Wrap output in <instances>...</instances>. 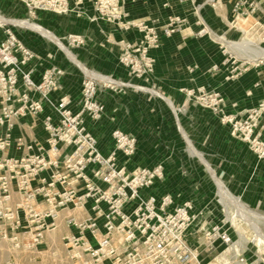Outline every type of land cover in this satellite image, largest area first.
Here are the masks:
<instances>
[{"label":"built area","instance_id":"built-area-1","mask_svg":"<svg viewBox=\"0 0 264 264\" xmlns=\"http://www.w3.org/2000/svg\"><path fill=\"white\" fill-rule=\"evenodd\" d=\"M91 1L96 11L91 16L80 8L82 0H29L26 5L31 15L36 10L74 12L90 20L105 19L119 29L135 28L140 36L134 41L122 40L118 55V62L135 78L152 75L155 58L150 50L159 47L160 35L171 36L187 24L186 17L176 14L167 15L161 25L129 19L126 0ZM204 1L214 5V0ZM242 3L234 0L233 11ZM196 24L197 36L211 33L199 15ZM0 30L4 34L0 40V127H4L0 133L1 241L14 252L36 250L54 228L61 210L88 207L84 216L69 214L65 218L69 229L61 242L74 264H209L219 254L223 258L215 264H257L245 256L246 248L232 240L225 228L228 216L219 196V206L211 202L196 206L190 199L172 205L170 194L159 199L144 194L156 179L163 178V166L128 169L135 139L119 129L111 131L112 148L106 153L100 150L86 118L97 122L104 114L98 92H125L129 83L118 82L111 74L89 69L95 76L82 70L78 108L73 111L67 94L51 97L62 88L64 70L50 65L39 82H34L30 76L33 68L23 66L38 56L7 22L0 21ZM66 39L70 46L84 42L81 34H68ZM44 103L58 116L56 122L49 114L42 116L45 142L13 136L16 120L38 117ZM13 146L22 147L25 153L9 155Z\"/></svg>","mask_w":264,"mask_h":264},{"label":"crops","instance_id":"crops-1","mask_svg":"<svg viewBox=\"0 0 264 264\" xmlns=\"http://www.w3.org/2000/svg\"><path fill=\"white\" fill-rule=\"evenodd\" d=\"M6 3L10 7L7 5L2 7L6 8L5 12L10 10V15L24 17L29 22L53 33L86 68L102 74H111L125 81L145 83L142 79L132 77L127 68L118 62L120 42L134 41L140 36L135 28L119 29L105 19L97 17L90 20L86 15L78 16L74 12L62 14L36 10L33 15H28L22 3L11 0H7ZM233 3L234 0H214V5L204 0L193 2L126 0L124 9L129 19L155 21L161 25L167 15L176 14L186 17L187 24L181 31L171 36L161 34L159 47L150 50V54L155 58L151 79L160 95L133 87H128L125 92L120 93L104 89L98 92V97L104 103L102 118L97 122H91L86 118L90 131L104 153L112 148L113 128L118 127L135 135L137 148L127 163L128 169L136 165L151 167L161 163L163 178L156 179L154 184L143 193L153 194L157 199L164 194H170L173 199L172 205L190 199L196 206L209 202L219 206L216 199L220 187H224L240 201L244 186L253 190L252 184L243 185L238 177L233 178L230 175V172H241L243 167L238 161H241V153L236 154L226 149L190 151L170 147L180 139L173 125L170 108L184 103L183 87L217 88L226 96L227 102H236L238 108L251 107L264 99V69L253 68L252 64L246 61L248 60L246 57L239 56L243 64L248 62L249 66H244L238 77L227 80L226 75L229 72L227 58L230 56V51L226 50L227 47L222 49L223 44L217 38L196 35V30L199 28L196 19L199 15L203 23L212 31L211 34L231 41L239 32L229 22ZM80 8L89 16L96 15L91 0H82ZM11 29L38 56L23 66L24 69L33 68L30 76L34 82H39L42 71L50 65H56L64 70V75L60 79L62 88L53 92L51 97L55 99L60 94H67L71 99V109L76 111L83 77L82 68L40 31L17 23L12 25ZM68 34H81L84 38L83 44L68 45L66 39ZM2 36L0 30V39ZM213 66L215 70H212ZM45 114L51 115L53 122L58 119L52 108L44 103L43 112L38 117L24 116L17 119L12 135L22 136L26 141L33 139L44 143L46 132L42 128L41 118ZM181 119L183 126L190 132L187 136L183 135L188 142L189 138L203 139L211 129L209 111L196 107L190 102L186 103V112ZM3 129L4 127H0V133ZM219 136L223 137L224 141L229 139L224 130ZM7 153L19 156L25 153V150L13 146ZM229 157L236 159L233 164L227 162L226 158ZM249 194L250 192L247 193V197L250 198ZM87 209L61 210L54 228L45 234L43 242L37 249L31 251L32 256L37 258L40 254L51 252L56 246L64 250L61 238L69 229L65 218L69 214L76 217L84 216ZM90 240L94 242L93 239Z\"/></svg>","mask_w":264,"mask_h":264},{"label":"rangeland","instance_id":"rangeland-1","mask_svg":"<svg viewBox=\"0 0 264 264\" xmlns=\"http://www.w3.org/2000/svg\"><path fill=\"white\" fill-rule=\"evenodd\" d=\"M6 1L7 0H0L1 22H7L8 27L16 25L17 23L40 31L43 35L51 39L72 61L76 62L85 73L98 76L77 61L71 51H69L53 33L42 28L38 24L29 22L24 17L19 18L14 15H10V10H6L5 12L6 8L3 9L2 7L7 5ZM11 1L15 3L18 1V3H22L27 9L28 15H31L26 5L29 0ZM242 2L243 3L239 10L233 12L231 11L229 19L231 26L238 29V34L231 39L232 42L227 39H225L227 44L221 41L223 44L222 49L227 47L228 49L226 48V50L230 51V56L227 58V62L229 63V72L226 75L227 80L238 77L240 72L244 70V66H249L248 62L252 64L253 68L264 69V58L254 61L246 60L248 62H245V65L243 64V60L238 58L239 56H242L248 59V57L252 58L255 57V55L264 52V0H242ZM23 22L35 24L44 31L28 24H24ZM211 33H206L204 35H208L210 38H215L216 35L214 36ZM48 34L55 37L60 44L53 40ZM3 38L4 34L1 39ZM212 70H215L214 66ZM151 78L152 76L148 79L138 78L144 80V84L124 81L129 83L131 87L138 90L160 95L157 86ZM114 79L118 82L122 80L117 77H114ZM182 92L184 93V103L171 106L170 108L175 131L180 136L179 141L174 142L175 145H170V147L183 148L184 150L190 151H199L203 149H226L234 151L236 154L237 152L242 154L241 161L238 160L243 167L241 172H230V175H232L233 178L235 176L238 177V180L243 185L245 183H247V185L252 184L253 190L251 191L249 188L244 186L240 195L241 201L233 196L224 187L219 189L218 194L220 201L226 207L225 211L226 216H228V222L225 225V228L230 231L232 240H235L241 246L246 248L245 256H247L249 260L255 261L257 264H264V99L258 101L251 107L238 108L236 102H227L226 96L219 89L214 87H183ZM187 102H190V104L201 109H206L210 113L211 129L203 139L191 140L189 138L188 142L184 138V136H187L190 133L183 126V123H181V117L186 112ZM113 129H119L135 139V152L137 148V138L135 135L130 132H125L118 127ZM222 130H224L227 134L229 143H227L228 140L224 141V138L219 136L220 132L222 133ZM226 159L230 164H233L236 160L234 157ZM248 192H250L248 196H251V200L247 197ZM224 193L227 195L225 194L224 196ZM261 241L262 243H259ZM236 248H239V245L236 244ZM32 255L31 251L16 253L9 248L7 242L0 240V264L75 263L73 259L69 258L66 251L62 250L58 246L53 248L51 252L40 254L37 258H34Z\"/></svg>","mask_w":264,"mask_h":264},{"label":"bare ground","instance_id":"bare-ground-1","mask_svg":"<svg viewBox=\"0 0 264 264\" xmlns=\"http://www.w3.org/2000/svg\"><path fill=\"white\" fill-rule=\"evenodd\" d=\"M24 24H28V25H30V26H32V27H35V28H38V29H40L41 31H44V30H42L40 27H38V26H36L35 24H32V23H28V22H23ZM45 33H47V32H45ZM53 40H55L58 44H60V42L55 38V37H53L51 34H48ZM215 38H217L218 40H220V41H222L223 43H226L227 44V41L225 40V38L224 37H222V36H215ZM259 47V46H258ZM64 49V48H63ZM257 49V48H256ZM70 54V53H69ZM264 58V52L263 53H260V54H258V55H255V57H252V58H249L248 57V60L249 61H254V60H260V59H263ZM221 188V187H220ZM223 188V187H222ZM225 190V189H224ZM222 191V190H221ZM222 193V192H221ZM225 194L226 193H224V196H225ZM223 195V194H222ZM227 195V194H226ZM231 196V195H230ZM222 198V197H221ZM234 219V218H233ZM240 221V220H239ZM236 222V221H235ZM237 223H238V221H237ZM236 225V224H235ZM241 225V224H240ZM240 227H242V226H240ZM239 228V227H238ZM258 236V235H257ZM255 238H256V235H255ZM262 239V238H261ZM256 240V239H255ZM258 241V240H257ZM259 243H262V241L261 242H259ZM258 244V243H257ZM222 258H223V255L222 254H219L214 260H210V262H209V264H215L216 262H218V261H221L222 260Z\"/></svg>","mask_w":264,"mask_h":264}]
</instances>
